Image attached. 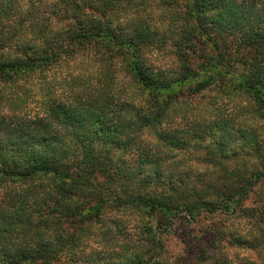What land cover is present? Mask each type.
Wrapping results in <instances>:
<instances>
[{
  "label": "trees",
  "instance_id": "1",
  "mask_svg": "<svg viewBox=\"0 0 264 264\" xmlns=\"http://www.w3.org/2000/svg\"><path fill=\"white\" fill-rule=\"evenodd\" d=\"M14 2L0 0V264H264L258 0H58L53 22L28 23ZM79 53L94 81L44 79L30 114L19 80Z\"/></svg>",
  "mask_w": 264,
  "mask_h": 264
},
{
  "label": "rangeland",
  "instance_id": "2",
  "mask_svg": "<svg viewBox=\"0 0 264 264\" xmlns=\"http://www.w3.org/2000/svg\"><path fill=\"white\" fill-rule=\"evenodd\" d=\"M20 4V6H19ZM58 4V0H15L13 6L14 9L16 8H22L21 13L24 16L25 19H27L26 23L29 22L27 12L28 10H34L35 13L39 14H45L49 15V20L51 22L54 21L55 17L50 14ZM18 14V12L16 13ZM13 19V16L10 17V20ZM53 24V23H51ZM29 29V28H28ZM85 53V52H83ZM91 54L85 55L82 53L76 54L73 57H70L69 59H65L62 61H59L55 65L51 66L48 69H45L43 71H36L28 78V80H19L20 87H15L16 90H25L29 94L28 98V106L25 108L27 111H29L30 114H34L38 110L37 103L39 100H41V97L43 98V93L41 91V84L44 82L43 80L46 79L50 81L51 83H56L57 81H60V78L62 76H66L67 79H69L71 76L79 75L80 78L85 79L86 81H94L95 77L97 76L95 68L91 66ZM158 62V61H157ZM159 63V62H158ZM103 66H106L103 64ZM118 65L113 64L110 67L106 66V68L113 74L114 78V88H123L127 91H131L128 78L123 75L118 69ZM70 73L68 76L67 74ZM102 76V75H101ZM85 81V82H86ZM14 88V87H13ZM5 92H11L12 88L5 87L3 88ZM231 105V104H230ZM229 106V105H228ZM227 108V106H226ZM228 110V109H227ZM153 136H155L153 134ZM150 137H152L150 135ZM153 138V137H152ZM243 142L242 140H234L232 141L231 145H235L237 143ZM178 153V152H177ZM181 153V152H180ZM178 154V156H182L188 161V159H191V155H193L190 152H185L183 154ZM132 155V154H131ZM191 170H194L197 172L199 170L198 167L190 166ZM108 217H117L120 215L119 212H109L107 213ZM125 221L127 218L123 217ZM134 223V221H132ZM136 223V222H135ZM173 236V237H172ZM171 238L169 237V241L167 242L168 249L170 253L174 255H185L184 251V243L178 238V236L172 235ZM96 243H93L92 240H89V246L93 247Z\"/></svg>",
  "mask_w": 264,
  "mask_h": 264
},
{
  "label": "clouds",
  "instance_id": "3",
  "mask_svg": "<svg viewBox=\"0 0 264 264\" xmlns=\"http://www.w3.org/2000/svg\"><path fill=\"white\" fill-rule=\"evenodd\" d=\"M256 7L258 12H264V0H258Z\"/></svg>",
  "mask_w": 264,
  "mask_h": 264
}]
</instances>
